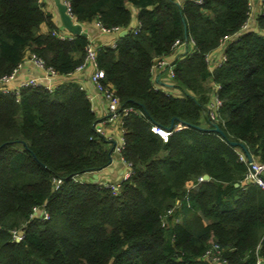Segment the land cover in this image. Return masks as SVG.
I'll list each match as a JSON object with an SVG mask.
<instances>
[{
  "label": "trees",
  "instance_id": "trees-1",
  "mask_svg": "<svg viewBox=\"0 0 264 264\" xmlns=\"http://www.w3.org/2000/svg\"><path fill=\"white\" fill-rule=\"evenodd\" d=\"M44 6L0 0V77L32 56L60 75L85 61L89 37H59ZM70 8L81 23L128 29L96 58L121 106L134 109L122 120L132 172L117 192L79 178L108 167L114 151L96 132L100 119L79 83L22 88L19 100L0 90V264H256L264 256V188L243 183L248 162L233 142L264 162V0L253 27L228 41L213 69L206 55L241 31L249 0H70ZM190 38L167 91L152 66ZM210 82L221 85L215 119ZM179 123L166 141L152 130ZM36 208L49 217H31ZM214 243L218 261L203 257Z\"/></svg>",
  "mask_w": 264,
  "mask_h": 264
},
{
  "label": "built area",
  "instance_id": "built-area-1",
  "mask_svg": "<svg viewBox=\"0 0 264 264\" xmlns=\"http://www.w3.org/2000/svg\"><path fill=\"white\" fill-rule=\"evenodd\" d=\"M39 1L44 2V0H39ZM196 1L201 2L202 0H196ZM63 2L67 6V11L71 14L70 0H63ZM249 6H250L249 15H248L247 20L244 22V24L241 28V31L234 34V35L225 36L222 39L220 47H223L224 50H225V46L229 40H233L234 38L239 37L241 34L250 30V28L253 27L255 19L253 17L254 7H253V1L252 0H249ZM98 24H99L100 28L106 32L119 31L121 29L118 27L105 28L99 22H98ZM255 29H256V27H255ZM137 30H138V28L135 27L134 31L136 32ZM54 33H56L61 38L72 37V36L66 35L65 33L60 32V31H54ZM116 42L113 43L112 46H115ZM193 43H194L193 38H190V39L185 40V41H181L178 39L174 42L172 48H173V50H175L181 46L192 47ZM97 51H98V49L95 48L93 46V44L89 41V43L86 46L85 61L83 63H81L80 65H78L77 68L75 69V71H81V70L85 69L89 64L92 65V71H91V75H90L91 82H92L95 90L97 91V93H99L104 98V100L107 104V116L104 119L100 120L96 124V132L100 133V134L104 135L105 137H107L108 139H110V137L105 135V127L108 124L116 123V122H120V124H121V134H120L119 140L117 142L116 141L114 142L112 139H110V140L113 141V147H114L113 152H116L120 156L121 160L125 163V165L127 167L126 170L122 174V180L121 181H123V180H127L130 177L132 169H131V163L127 162L125 160V158L122 156V150H123L124 145H125V138H124L125 129L122 125V123H123L122 120H123V117L125 115H127L129 112L133 111L134 109L132 107H122L121 103H120V99L117 96L114 87L110 83H107L104 81L106 78L105 71L98 66L97 58H96L97 57ZM224 58H225V55H224V51H223V55L221 57V60L219 61V65L223 62ZM30 60L35 65H37L38 67H40L46 71V73L48 74V76H47L48 82L46 84H43L42 82H40L38 77L32 76L28 79L23 80L17 89H11L9 87L8 83L16 78L17 73L19 72V69L22 66V63H23L22 62L11 73L2 75L0 77V90L1 91L5 92V93H9V92L15 93L17 96V100H19L20 91L22 88L44 87L51 92L54 91L56 86H53V84L51 83V79H52L51 77L57 75L56 71L52 67H47L45 62L43 61V59H41L38 56H32V57H30ZM206 60H207L208 64H210V62H211L210 54L206 55ZM164 68H168L170 77L173 79V77H174V64L168 65V62L162 57L158 58L156 60V62L154 63V65L152 66V72H153L154 76L158 74L159 70L164 69ZM81 87L84 88L83 85H81ZM213 87H214V90L212 91V94H211L212 100L210 103L209 115L212 119H215V118H217L218 109L222 104V101L218 95V90L220 89L221 85L218 83H213ZM136 112L140 113L139 110H136ZM182 127H183V125L181 123L177 124L174 129L173 128H166V127H162V126L154 124L152 126V130L156 134H158L164 141H166L174 130H176L178 128H182ZM239 155H240L241 160H246L248 162V171H247V173L243 179V183L244 184H252L253 183V184H257V185L261 186L262 188H264V162L256 160L254 158H253V161L249 162L248 157L245 154V152H240ZM203 180H204V177L200 176L199 182H201ZM121 181L120 182H106V181H104V182H100V184L108 186L114 192H117L119 187H120ZM54 183H55V188H58L60 186V184L62 183V179L61 178H55ZM38 210H39V208H36L34 213L31 214V217H34L35 213ZM171 212H172L171 210H168L167 214L163 217V224L164 225H166V223H167L166 216L169 215V213H171ZM40 217H42L43 219H46L49 217V215L45 209L42 210V214ZM176 220H178V218ZM12 236H13V239L16 241L22 240L24 238L23 229H18V228L13 229L12 230ZM203 257L209 258L212 260H216V261L220 260L222 257V249H221L220 245L218 243L212 244L210 247H208L206 249ZM256 264H264V256L257 254Z\"/></svg>",
  "mask_w": 264,
  "mask_h": 264
},
{
  "label": "crops",
  "instance_id": "crops-1",
  "mask_svg": "<svg viewBox=\"0 0 264 264\" xmlns=\"http://www.w3.org/2000/svg\"><path fill=\"white\" fill-rule=\"evenodd\" d=\"M252 1L255 4V8H256L255 14H256L260 9V1L259 0H252ZM44 4H45L44 6L45 10L53 15V20L58 27L57 31H60V32L65 33L66 35L72 36L73 34L67 31L61 24L55 0H44ZM135 12H137V10L134 9V13ZM255 14H253V17ZM82 25H83L84 30L88 32V37L90 39V42L97 49L100 47L109 46L115 43L118 40V38L121 36L120 32L123 30V29H120L119 31H112V32L103 31L100 28L97 20H94L91 23H82ZM137 26H139V21L135 13L131 21L130 28H135ZM41 30L43 32H46L48 30L47 24L44 23L41 27ZM190 50H191L190 46H181L173 50L169 54L163 55L162 58H164L168 62V65L174 64L177 58L183 57ZM223 51H224L223 47H219L210 54L211 62L209 66L211 69L219 65V61L221 60ZM91 71H92V65L89 64L85 69L81 71H74L68 75L57 74L51 77L52 78L51 83L53 84V86H57L64 82L74 81V82L79 83L80 85H83L87 93L90 95L94 111L96 112L98 118L102 120L107 116V104L104 98L99 93H97V91L95 90L91 82V79H90ZM32 76L38 77L40 82H42L43 84H46L48 82V79H47L48 74L46 73V71L38 67L37 65H35L30 60V58H26L23 61L22 66L20 67L16 78L10 81L8 85L11 89H17L23 80L28 79ZM156 81H157L158 86L169 91V84L172 83V78L170 77L168 68L159 70L158 74L156 75ZM208 84H209V80H208ZM211 85L213 86V84ZM120 134H121L120 122L111 123L105 127V135L110 137V139H112L114 142L115 141L117 142L119 140ZM126 168L127 167L125 163L121 160L120 156L116 152H113L112 160L109 166L102 170L95 171L99 175V178L97 181L99 183L104 182V181L120 182L122 180V174L126 170ZM95 172H89V173L82 174L79 176V178L81 180L92 179L94 178L93 174Z\"/></svg>",
  "mask_w": 264,
  "mask_h": 264
},
{
  "label": "water",
  "instance_id": "water-1",
  "mask_svg": "<svg viewBox=\"0 0 264 264\" xmlns=\"http://www.w3.org/2000/svg\"><path fill=\"white\" fill-rule=\"evenodd\" d=\"M56 6H57V10L59 13V17H60V21L62 26L69 31L71 34L73 35H82V36H86L88 37V32L84 30L83 25L81 22L77 21L68 11H67V6L66 4L63 2V0H55ZM128 33V29H123L120 32V35L123 36L125 34ZM215 130L219 131L221 133H223V131L221 130V128L216 125L215 126ZM239 144L245 154L248 157V161L251 162L253 161V156L249 153V151L247 150L246 146L243 143H237V142H233V145H237ZM93 177L95 178V180H98L99 175L97 172H95L93 174ZM204 179H208L209 175L208 174H204L203 175ZM238 185V183H237Z\"/></svg>",
  "mask_w": 264,
  "mask_h": 264
},
{
  "label": "rangeland",
  "instance_id": "rangeland-1",
  "mask_svg": "<svg viewBox=\"0 0 264 264\" xmlns=\"http://www.w3.org/2000/svg\"><path fill=\"white\" fill-rule=\"evenodd\" d=\"M260 1V0H259ZM253 7H254V10H253V14H255V4H254V2H253ZM256 16V14L254 15V17ZM255 19V18H254ZM37 214H39L40 216H41V214H42V210H38V212H37Z\"/></svg>",
  "mask_w": 264,
  "mask_h": 264
}]
</instances>
